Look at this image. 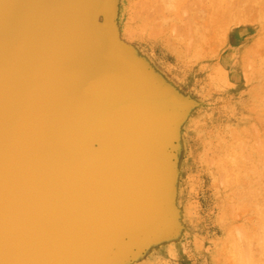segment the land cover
I'll return each mask as SVG.
<instances>
[{"label":"rangeland","instance_id":"rangeland-1","mask_svg":"<svg viewBox=\"0 0 264 264\" xmlns=\"http://www.w3.org/2000/svg\"><path fill=\"white\" fill-rule=\"evenodd\" d=\"M142 1L105 0L97 23L117 26L118 39L137 45L184 103L167 148L172 178L160 165L163 203L169 208L171 185L174 207L157 226L135 229L120 252L114 247L109 264H264V28L246 25L253 14L231 19L208 53L179 55L175 16L167 12L162 36L152 37ZM256 13L264 25V8Z\"/></svg>","mask_w":264,"mask_h":264},{"label":"water","instance_id":"water-1","mask_svg":"<svg viewBox=\"0 0 264 264\" xmlns=\"http://www.w3.org/2000/svg\"><path fill=\"white\" fill-rule=\"evenodd\" d=\"M105 5V0H0V47L10 50V45L13 44L20 50L18 52L22 57L17 59L18 64L27 70L31 90L36 93L40 102L60 105L64 99L70 108L81 105L83 119L81 122L78 119L80 124L93 123L96 115L99 118L107 106H113L110 102L117 96L102 92V87L111 89L118 96H127L133 113L132 120L127 118L128 124L123 127L125 132L132 127L135 134L137 124H145L153 115L164 114V111H170L174 106L176 109L177 103L149 98L142 102L140 98L143 100L144 95L136 91L137 77L130 70L127 69L129 78H125L119 74L126 75L122 67L118 69L117 66L109 65L111 68H104L101 64L103 59L99 37H102V32L99 31L101 26L97 23V16L105 10ZM43 64L45 71L38 69ZM124 64L129 65L125 61ZM54 89L57 91L51 93L50 90ZM81 99L86 102L79 103ZM123 107L120 104L122 113ZM121 120L124 119L117 118V122ZM94 136L100 137L99 150L91 156V160H82L77 165L74 176L69 181L61 182L64 185L60 183L51 187L41 197L35 196L36 187L32 189V196L27 198L26 207L40 212L31 210L29 214H14L15 210L12 208V214H0V264H55L51 261L52 253L48 250L54 247L59 249L58 264H98L92 251V236L87 233L86 227L100 220L89 214L88 222L83 224V214H64L67 207L77 211L88 206L91 201L81 202V199L99 191L95 185H90L91 180L97 182L106 178L99 160L105 158L108 138L115 135L108 127H102L92 131V137ZM15 152L16 147L11 141H6L4 132L0 130V206L11 196L14 188L12 167L16 163ZM18 156L30 170L27 179H36L33 171L36 162L32 151L18 148ZM84 170L88 175L83 174ZM55 171L58 174L71 173L70 166L62 170L59 166ZM123 174L126 177L124 191L128 194L125 196L128 201V196L133 197V192L138 190L142 176L132 179L129 172ZM47 180H39V185L36 186H45ZM77 180L81 183L78 187H72L66 195L56 198L59 190L65 185L72 186ZM131 183L135 184L134 189L128 187ZM147 183L150 185L149 178ZM141 197L138 204L132 199L131 203L134 205L127 210L128 214H106V218H119L120 223L140 221L139 223L147 222L156 226L163 222L165 213L152 207L145 191L141 192ZM10 210L11 207H8L7 211ZM71 233L77 237L68 248L65 240L67 242L66 235Z\"/></svg>","mask_w":264,"mask_h":264},{"label":"bare ground","instance_id":"bare-ground-1","mask_svg":"<svg viewBox=\"0 0 264 264\" xmlns=\"http://www.w3.org/2000/svg\"><path fill=\"white\" fill-rule=\"evenodd\" d=\"M150 13L152 14V12ZM151 19L153 18L151 17ZM0 22H2L1 17ZM100 46L99 48L102 51L101 59H103L102 62L104 63L101 64L104 68H111L109 65L117 66L118 69L122 67V69H125L126 75L118 72L121 77L129 78L128 70H130L132 75L137 77L135 80L138 82L136 91L138 90L144 95V101L140 98L142 102H146L148 98L160 101L172 100L174 104L175 102L177 103L178 108L174 109L176 107L174 106L172 110L164 111V114L158 113L153 115L150 120L144 122L145 124H137L134 130L135 134L132 131V127L125 132L123 126L128 124L127 118L132 120L133 113L129 107V99L125 95L118 96L111 89L102 87V92H108L110 95L117 96L115 100L113 99L110 102L113 106H107L106 111L101 113L99 118H96V115L93 119L95 120L94 124L87 122L80 124L79 122L83 119L81 115L83 114V111H81L83 107L81 105L70 108L64 99L60 105L40 102L37 99L36 93L31 90L27 70L18 64L17 59H21L22 57L18 52L20 50L16 49L13 44L10 45V50H4L0 47V130L4 132L6 141H11L14 147H16V163L12 167V184L14 188L12 189L11 196H8L0 206V214H12V208L15 210L14 214H29L31 210L40 212L38 209L26 207L28 203L27 198L32 196V189L36 187L35 196L41 197L51 187H56L63 181H69L74 176L77 165L82 160H91V156L96 154L95 152L100 148V137H92V131L108 127L110 132L115 136L110 137V139L108 138L105 158L99 160L102 163L103 174L106 178L97 182L96 180H91L90 185H95L99 191H95L97 193L92 196H84L81 199V202L91 201L88 206L85 205V208H79L77 211L67 207L64 212V214H83L81 218L83 224L88 222L89 214L94 215L92 218L100 220L95 224L87 225L86 230L92 236L94 258L98 261V264H107L108 262L111 263L114 256V254L111 255L113 248L117 247L118 252H120L129 241V236H133L136 231L135 229L146 226L147 222L129 221L127 223H120L118 222L120 221L118 220L119 218L107 219L106 214H128L127 210L134 205L131 203L132 199L137 204L142 200V191L147 193L148 198L150 197V202H152V207L158 209V211L166 214L168 210L169 212L173 210L174 189L170 188L171 185L168 187L170 193V196H168V201H170L169 208L166 209L163 203L164 198L162 197L160 188V165L161 163L165 165L167 176L172 178L173 173L170 158H172L173 154H170V158H167V148L170 151L169 145L171 140L176 138L177 124L179 125L181 122L179 108L184 106V103L178 100L175 92L176 89L165 84L159 76L151 74L148 77L142 73L140 68H133V62L126 55L124 47L118 46V50L121 52L118 51L117 54H111L102 50L104 48L102 44ZM124 61L130 66L124 64ZM38 69L45 71V64H43V67H38ZM55 91L57 89L50 90L51 93ZM61 95L64 96L63 94ZM83 102L86 101L81 99L79 103ZM127 102L128 104L125 105ZM101 103H103V100ZM120 104L122 107L125 105L123 113L120 112ZM90 110L92 109L90 108ZM79 118L80 121L78 122ZM117 118L124 120L117 122ZM74 122L76 123L74 124ZM75 132L78 133L71 140L70 137ZM18 148L32 151L36 162L33 167L36 179H27L30 175V170L20 160ZM54 152L57 154H54ZM59 166L61 170L70 166L71 173L58 174L55 170ZM38 171H40L39 175ZM123 172H129L132 179L138 175L142 176L136 193L133 192V197L128 196L129 202L125 198L128 194L124 191L126 177ZM83 174L88 175L85 170ZM53 178L56 179L53 180ZM148 178L150 179V185H147ZM46 179L48 180L45 186H36L39 180ZM80 184V181L77 180L72 186L65 185L64 188L59 190L56 198H61L72 187L75 189ZM128 187L134 189L135 184L132 185L131 183ZM135 206L138 205L135 204ZM8 207H11L9 212L7 211ZM62 237L65 240L64 234ZM66 237L68 240L67 242L65 240V243L69 248L73 239L77 236L71 233L66 235ZM241 243L245 244L244 241ZM244 248V251L241 250V252H245L246 249ZM48 250L52 253L51 261L58 264L59 249L54 247V249L48 248ZM239 250L238 248V252H240ZM247 257L244 256V258ZM241 260L243 261V259Z\"/></svg>","mask_w":264,"mask_h":264},{"label":"crops","instance_id":"crops-1","mask_svg":"<svg viewBox=\"0 0 264 264\" xmlns=\"http://www.w3.org/2000/svg\"><path fill=\"white\" fill-rule=\"evenodd\" d=\"M167 1L168 0H149V2L155 4L154 6H151L152 3H146L148 0L142 1L141 6L147 11L146 13L148 16H144V28H149L152 37H156L158 33L162 36V29L166 26V19H168L167 12L172 13L175 19H177V22L172 23L170 29L174 32V39H181L182 42L180 43H182L183 46V49L178 52L179 55L188 51L193 53L205 51L208 53L210 48L209 44L215 41V30L217 31V28H220L218 29L219 34L223 30L224 23L229 22L231 19L235 23L237 21L242 22L244 20L246 21L247 17L253 14V23L246 25L252 27V25L256 26L258 24L261 25L262 29L264 28L261 22L256 23L258 21L256 20V12L261 14L264 8V4L261 0H173L171 4L167 3ZM150 12H152V14ZM151 17L153 19H151ZM104 26L107 30L104 31L105 29L101 27L99 31L102 32V37L98 36L100 44L104 47L102 48L103 51L117 54L119 51L118 46H122L128 58L132 60L133 68H140L142 73L146 74L148 77H150L151 74L157 75L165 82L162 74L157 71L154 64L142 54L143 52H140L137 45L121 42V39H118L116 31L117 26L109 22L105 23ZM127 29L129 31L128 37L133 36V32L135 31H132L130 27H127ZM165 30L166 29H164V31ZM95 31H97V29H95Z\"/></svg>","mask_w":264,"mask_h":264}]
</instances>
